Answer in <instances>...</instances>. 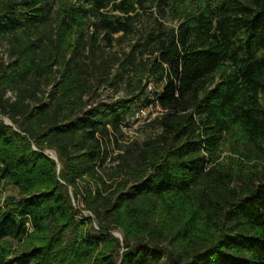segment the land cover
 Segmentation results:
<instances>
[{
    "label": "trees",
    "instance_id": "16d2710c",
    "mask_svg": "<svg viewBox=\"0 0 264 264\" xmlns=\"http://www.w3.org/2000/svg\"><path fill=\"white\" fill-rule=\"evenodd\" d=\"M174 1L0 0V264H264V0Z\"/></svg>",
    "mask_w": 264,
    "mask_h": 264
},
{
    "label": "rangeland",
    "instance_id": "374dc122",
    "mask_svg": "<svg viewBox=\"0 0 264 264\" xmlns=\"http://www.w3.org/2000/svg\"><path fill=\"white\" fill-rule=\"evenodd\" d=\"M56 3H57V7L56 9H60L61 7L63 6H69L71 4L73 5H77L79 4V2L81 0H55ZM149 1V6H151V8L149 10H139L137 11L139 17L138 19H140V23L138 25V29L139 30H142L143 31V28H148L150 26V21L153 20L154 18L153 17H157V18H161V20L163 19H166L165 20V23L166 25L170 26V27H175L178 25V22H179V19H180V15H179V12L178 10L175 8L176 6V3L174 0H169L167 3H169V6L167 7L166 6V11L164 12H160V8L156 7V1L154 0L153 2H151L152 0H148ZM168 9V10H167ZM162 14H163V18H162ZM6 49L5 47L1 48L0 49V53H1V56L7 60V56L5 55L6 54ZM142 117H145L146 116V112L145 114H141ZM150 115L147 114V117L149 118ZM153 117V113H152V116ZM144 121L142 120L140 122V125H142ZM144 125V124H143ZM140 126H138L139 128ZM138 133V132H137ZM141 137L143 138L144 136H146L145 133H143L141 131ZM133 138H136L138 136H136V132H132V135ZM49 154L52 155V156H55V153L53 151H49ZM229 157H234L235 159L236 158H239L238 155H234L230 148H229V145L227 147L224 148V152L222 153V159L223 161H229ZM8 192H13L11 189H8L7 193ZM82 206V205H81ZM84 215L86 216H90V214L88 212H85ZM95 228H98L96 225H95ZM116 235H118L120 237V239L122 240V235L120 234L119 231H115L114 232V236L116 237ZM117 238V237H116ZM26 242V239H24L23 243H19V242H16L14 241L13 244H14V247L17 248V249H20L22 246V244H24Z\"/></svg>",
    "mask_w": 264,
    "mask_h": 264
},
{
    "label": "water",
    "instance_id": "95a60500",
    "mask_svg": "<svg viewBox=\"0 0 264 264\" xmlns=\"http://www.w3.org/2000/svg\"><path fill=\"white\" fill-rule=\"evenodd\" d=\"M5 123L8 124V125L13 126L12 122H11L10 120H8V119H5ZM45 154H46V155H49L51 159H54L56 162H58V159H57V157H56V154H55V156H52V155L49 154V151H47ZM58 169H59V171H60V166H59ZM116 237L120 239V237H119L118 235H116ZM120 240H121V239H120Z\"/></svg>",
    "mask_w": 264,
    "mask_h": 264
},
{
    "label": "built area",
    "instance_id": "2783aa9c",
    "mask_svg": "<svg viewBox=\"0 0 264 264\" xmlns=\"http://www.w3.org/2000/svg\"><path fill=\"white\" fill-rule=\"evenodd\" d=\"M146 112V116L145 117H142L141 114H145ZM147 111L143 110V111H140L137 115H136V118L137 119H140L139 121H142V120H145L147 118Z\"/></svg>",
    "mask_w": 264,
    "mask_h": 264
}]
</instances>
